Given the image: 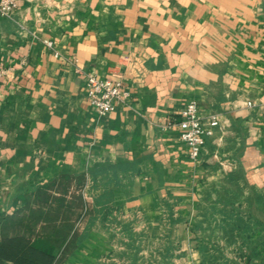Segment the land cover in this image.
Wrapping results in <instances>:
<instances>
[{
  "label": "crops",
  "instance_id": "0c3cea01",
  "mask_svg": "<svg viewBox=\"0 0 264 264\" xmlns=\"http://www.w3.org/2000/svg\"><path fill=\"white\" fill-rule=\"evenodd\" d=\"M16 2L0 15V239L61 222L44 211L64 198L90 227L62 264H97L110 222L196 216L239 170L264 191V0ZM86 73L122 78L125 103L98 115ZM190 101L222 125L198 162L178 125Z\"/></svg>",
  "mask_w": 264,
  "mask_h": 264
},
{
  "label": "rangeland",
  "instance_id": "374dc122",
  "mask_svg": "<svg viewBox=\"0 0 264 264\" xmlns=\"http://www.w3.org/2000/svg\"><path fill=\"white\" fill-rule=\"evenodd\" d=\"M218 187L217 183L203 191L208 198L196 216L182 214L174 207L171 215L163 212L158 220L149 221L138 210L132 219L110 222L107 228L112 249L97 264H264V227L254 220L249 222L245 212L251 208L263 220L264 213L243 204L259 189L243 185L234 195L233 209L220 199L224 192L219 195ZM225 194L233 197L232 192Z\"/></svg>",
  "mask_w": 264,
  "mask_h": 264
},
{
  "label": "trees",
  "instance_id": "16d2710c",
  "mask_svg": "<svg viewBox=\"0 0 264 264\" xmlns=\"http://www.w3.org/2000/svg\"><path fill=\"white\" fill-rule=\"evenodd\" d=\"M237 131H242V127L236 126ZM206 147L211 151L214 145L211 144L210 139L206 140ZM234 151V155L240 152V147H230ZM220 199L223 197V203L227 206L235 209L236 199L235 193L241 190L243 185H246L242 173L239 171L229 173L222 180L218 182ZM217 183H211L205 191L210 190L213 185ZM248 187V185H247ZM254 190V189H253ZM256 191V190H254ZM232 192L233 197H229L225 194ZM254 198H245L243 202L244 206L257 207L261 214L264 213V192L257 191L254 193ZM208 197H204L201 200L200 208L205 205V200ZM69 202L66 199H60V206L58 208H47L44 211L45 214L58 215L61 222L45 221L42 225V230L35 231L33 225L35 222L23 223V235H15L11 237H4L0 239V264H62L68 258V254L71 250L77 247L86 237V232L90 226L86 227L84 232L79 227L78 220L82 219L84 212L79 211L78 207H72L68 205ZM104 209V208H103ZM251 209V208H250ZM245 212L249 222H259L261 227H264V220L261 217H256L252 210ZM113 208H105L104 219H107L112 214ZM100 211L96 210L95 214H99ZM204 217V216H203ZM55 218V217H54Z\"/></svg>",
  "mask_w": 264,
  "mask_h": 264
},
{
  "label": "built area",
  "instance_id": "2783aa9c",
  "mask_svg": "<svg viewBox=\"0 0 264 264\" xmlns=\"http://www.w3.org/2000/svg\"><path fill=\"white\" fill-rule=\"evenodd\" d=\"M17 8L16 0H0V15L11 16ZM53 48V42H47ZM57 55L58 53L55 52ZM4 70L0 68V76ZM87 80L88 99L91 106L100 116L115 111L119 104L125 103L129 93L122 78L117 80L101 79L92 73L84 74ZM249 105L253 106L252 103ZM178 125L182 130L181 138L188 147L189 157L200 161L206 152V140L221 129L219 115H206L195 101L188 102L182 109Z\"/></svg>",
  "mask_w": 264,
  "mask_h": 264
}]
</instances>
